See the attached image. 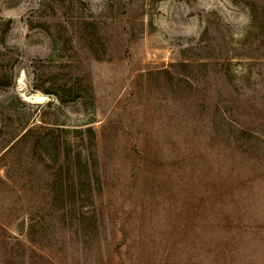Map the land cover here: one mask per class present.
I'll list each match as a JSON object with an SVG mask.
<instances>
[{
	"label": "rangeland",
	"instance_id": "374dc122",
	"mask_svg": "<svg viewBox=\"0 0 264 264\" xmlns=\"http://www.w3.org/2000/svg\"><path fill=\"white\" fill-rule=\"evenodd\" d=\"M31 126L0 162V264L48 256L38 210L97 187L110 264H264V0H0V155Z\"/></svg>",
	"mask_w": 264,
	"mask_h": 264
},
{
	"label": "trees",
	"instance_id": "16d2710c",
	"mask_svg": "<svg viewBox=\"0 0 264 264\" xmlns=\"http://www.w3.org/2000/svg\"><path fill=\"white\" fill-rule=\"evenodd\" d=\"M74 62L76 63V65H72L73 61L68 60L66 63H64V65L77 66L82 68V66H80L79 64H84L86 60L85 58L82 60L74 59ZM207 64L204 63V65ZM85 70H87L86 75L89 88H92L90 82V75L88 74L89 70L87 67H85ZM164 71L167 72L166 69ZM160 72L161 71L157 73ZM152 73L153 72L150 71L149 74ZM56 97L60 101H63V97L61 94L56 93ZM234 104L235 103L232 102V106H235ZM241 113L244 114L245 110H243ZM38 127L40 129L48 131L49 133H52L54 130L49 125H39ZM36 130L37 128L35 126L26 128L24 132H22L21 135L6 149V151L2 155H0V162L5 158L7 154L13 151L16 147H18L21 142H23L27 137L31 135V133H34ZM81 146L85 150L87 156L85 167L87 169L88 175L90 179L95 177L97 178L98 176H100V157L98 146L92 141L91 138L82 142ZM71 149L73 148L68 143L64 145L55 143L54 150L56 153H54V155H51L50 159L48 161H45L43 165L50 167L47 168L51 170L56 168L57 158H60V155H62L64 156V160H67ZM35 170L38 171L36 167L34 168V171ZM0 183L4 182L1 180ZM49 191L51 193L53 192L52 186L49 187ZM101 193L102 191L100 190V187H97L98 198L93 199V195L86 194L88 195L89 199H86L84 201V204L89 206V208L76 210L72 215H68L67 212H60L56 213L52 220L51 218L46 220L45 213L43 211L38 210V214L44 221V223H42L41 228L36 231L34 235L29 236V240L31 242L40 243L41 246L45 248L44 251L48 256H42L41 254L34 255L31 258L30 264H38L39 262L54 264L53 259L56 260L58 264H71V262L69 261L70 258L73 259L76 264H90L92 259H90V255L88 254V252L92 248L93 251L96 252V256L94 259L95 264H110V261L112 260L111 251L108 242L105 239V237L108 236V227L106 224L107 215L106 210L103 207V198H101ZM19 199L23 200L22 198ZM27 200L29 199L24 198V201L27 202ZM70 206L71 205L69 203V209H71ZM96 207L98 209H96ZM141 210L143 216H145V197L142 200ZM41 238H49L51 243H49V241L44 243ZM35 256H37V258ZM48 257H50V259Z\"/></svg>",
	"mask_w": 264,
	"mask_h": 264
}]
</instances>
